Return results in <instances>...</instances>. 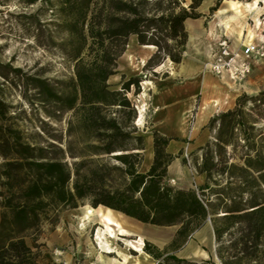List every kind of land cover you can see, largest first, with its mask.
<instances>
[{
	"label": "trees",
	"instance_id": "1",
	"mask_svg": "<svg viewBox=\"0 0 264 264\" xmlns=\"http://www.w3.org/2000/svg\"><path fill=\"white\" fill-rule=\"evenodd\" d=\"M222 1L211 11L219 10ZM201 2L60 0L58 25L67 37L57 46L75 65L70 90L60 92L47 78L7 65L12 84L33 90L30 102L44 106L49 117L72 112L67 135L80 147L75 150L69 142L66 151L61 149L79 158L70 168L54 145L30 141L10 122V105L0 96V176L5 178L0 206L7 211L0 221V264H43L38 243L43 224L57 223L62 211L86 202L143 223L178 225L163 249L145 241L144 250L156 264H264V89L240 94L233 108L211 117L206 127L212 138L183 158L206 175L196 190L166 182L175 156L166 150L172 137L158 131L153 164L140 171L144 135L133 123L137 110L128 93L141 91L144 75L122 73L118 85L109 82L119 73L131 35L141 45L157 46L144 68L159 66L161 62L152 63L160 55L180 63L188 41L186 20L204 15L197 10ZM31 18L34 36L42 38L45 25L36 15ZM50 139L59 142L63 137ZM104 156L118 164L111 165ZM209 218L220 263L212 257L198 261L178 256L176 251Z\"/></svg>",
	"mask_w": 264,
	"mask_h": 264
},
{
	"label": "rangeland",
	"instance_id": "2",
	"mask_svg": "<svg viewBox=\"0 0 264 264\" xmlns=\"http://www.w3.org/2000/svg\"><path fill=\"white\" fill-rule=\"evenodd\" d=\"M191 1L186 0V4L189 5ZM239 1L242 2L243 15H237L235 11L228 10V14L218 19L215 15L218 10L211 11V7L216 5L217 0H215L210 7L205 9L204 15L199 17L200 20L197 22L198 26L195 29L197 37L190 39V31L188 32L186 49L180 63H175L170 58L164 59L162 55L155 58L152 66H156L155 64L158 62L164 64L161 69H158L159 72L155 70L157 67L152 68L149 66L144 68L148 60L144 65L140 64L139 55H142V50L137 42H135V45L133 43L131 48L127 45V60L124 54L119 60V73L109 82L118 84L121 79V73H125L127 77L139 73L144 75V80H151L150 84L141 82V91L138 94H135L134 91L128 93L137 110V117L133 123L141 125L139 126L141 132L145 129L144 125L149 126L150 107L148 106L146 114V104L142 100L145 99L148 103L150 100V88L157 89V82L162 81V79L167 80L170 78L171 83L182 82L181 84L192 80L191 75L193 73H191V70L196 66L191 61V58L196 63L198 62V64L203 65L202 72L207 73L205 66L212 56V45L218 35L226 34L234 44L241 45V43L245 42V39L244 41H237L234 31H242L245 34L251 31L253 37H250L247 41L255 39L264 44V0L257 3L259 4V8L255 9V14L251 13L254 0ZM59 3L60 0H50L48 3L40 0L34 4H27L24 0H0V73L8 74L7 79L0 74V96L10 105L11 123L13 122L16 126L20 127L30 141H36L40 145H54L51 148L60 154L70 168H73L79 158H73L61 151V149L67 150L69 142H72L71 147L75 150H78L80 147L79 141L74 140V138L70 139L67 135L68 121L72 117V112L62 113L57 118L49 117L44 106L36 101L30 102L29 99H34L33 90H25L22 86L12 84V72L10 68H7V65L19 67L23 70L24 74H34L47 78L54 88L60 92L64 93L70 90L71 82L75 80V65L63 55L57 46L58 43L67 37L66 33L58 25L60 18L56 12ZM228 6L227 0H223L219 9L229 8ZM197 10L199 11V7ZM33 15H36L45 25L46 31L42 38L34 36L36 30L31 18ZM226 24L229 25V28H225ZM49 37L52 40H49ZM156 49L157 46L151 50L155 51L153 55L156 53ZM204 50L206 51L205 53H203ZM128 52L131 53V57L128 56ZM186 57L188 58L187 63L185 61ZM230 82L237 85L245 84V87L247 86V88H239L241 89L240 94L247 93L253 95L263 90L264 58L254 65V71L247 79L237 83L233 80H230ZM192 91V93H197L195 88ZM137 105H144L145 107L140 123L138 122L140 113ZM202 105L203 103L201 104L199 97L195 111L193 110L194 112L191 111L185 115L186 125H189L190 119L191 126H195L198 123ZM112 109L116 110V108ZM197 112H199L198 115ZM42 127H45L46 132L42 131ZM52 135H58L63 137V139L57 142L50 139ZM103 159L111 165L118 164L116 160L109 156H104ZM3 161V158L0 157V165ZM4 180L5 178L0 176V194L4 191ZM91 207L92 205L86 202L77 208L66 209L60 213L57 223L51 224L46 222L43 224L42 231L38 236V243L41 244L40 261L43 264H64L62 259L66 260L68 264H121L124 257L128 255L136 257L139 255L138 251L127 247V239H137L140 230L152 229L160 240H155L149 235L144 238V241L147 240L163 249L171 242L168 239L170 229H173V233L178 229V225L157 226L139 223L122 213L112 211L118 221H124L125 223L123 222L122 224L134 233L131 236H115L114 238L116 239H113L115 252L106 253L99 248L95 237L99 229L103 227L105 221L98 211L102 210L103 212L107 208L103 206L95 208L97 209L96 212L89 218L87 212ZM6 213L7 211L0 206V221L6 216ZM211 224V220L205 222L176 251V254L180 257L201 261L203 258L209 257L210 252L215 253L217 244ZM164 228L165 230H163ZM116 233H118L117 230ZM27 241L33 245V241L30 238H27ZM213 260L216 263H220V260L215 256ZM152 263L156 264L153 258Z\"/></svg>",
	"mask_w": 264,
	"mask_h": 264
},
{
	"label": "crops",
	"instance_id": "3",
	"mask_svg": "<svg viewBox=\"0 0 264 264\" xmlns=\"http://www.w3.org/2000/svg\"><path fill=\"white\" fill-rule=\"evenodd\" d=\"M214 1L215 0H202L199 6V12L204 13L205 9L210 7ZM251 13L255 14V11H252ZM199 20L200 18H190L186 20V30H188V32L190 31V39L197 37V31L195 29L198 26L197 22H199ZM135 42H137V44L141 47L142 55H139L140 64L144 65L145 62L153 56V52L155 51L151 50L154 49L155 46L141 45L138 42L137 36L131 35L129 38L128 47L131 48L133 43L135 45ZM205 52L206 51L204 50L203 53ZM124 54L125 59L127 60V52ZM128 56L131 57L130 52L128 53ZM187 57L185 58L186 63L188 61ZM191 61L196 66L193 70H191V73H193V75H191L192 80L185 81L183 84H181L182 82L171 83L170 78L167 80L162 79V81L157 82V89H153L152 87L150 88V100L148 103L145 99L142 100V102L146 104V114L148 106L150 107V121H148L149 126L144 125L145 129L142 130L144 135V159L140 166V171H149L153 164L154 131H158L162 135L172 137L169 144L167 145L166 150L175 156L168 166L166 182L178 188H192L199 190V187L205 183L206 175L205 173H199L194 167H192L190 163H184L183 158H188L192 151L200 146L205 145L206 142L212 138L211 132L206 127L211 117L221 111H226L230 108H233L236 103V98L240 95L241 89L239 88L245 87V84H233L230 82L229 77H215L214 74H210L211 72L209 71H207V73H203V65L198 64V62L196 63L193 58H191ZM163 65L164 64H160L155 70L159 72L158 69H161ZM116 76L117 74L113 75L110 80ZM147 80L148 79L144 80L143 83L148 82V84H150L151 80ZM193 88L196 89L197 93H192ZM245 88H247V86ZM199 97L201 99V104L203 103V105L202 111L199 115L198 123L195 126H191L190 119L189 125H186L185 115L193 110L195 111ZM198 113L199 112H197V115ZM137 126L140 129L139 126L141 125ZM208 220L210 221L211 219L209 218ZM211 227L213 230L212 224ZM163 230H165V228ZM166 230H168V228H166ZM175 233L176 232L173 233V229H170L168 237L169 241H172ZM214 256L219 260L216 249L215 253L210 252L209 257L203 259H210ZM154 261L156 260L154 259ZM62 262L64 264H68L66 260L62 259Z\"/></svg>",
	"mask_w": 264,
	"mask_h": 264
},
{
	"label": "bare ground",
	"instance_id": "4",
	"mask_svg": "<svg viewBox=\"0 0 264 264\" xmlns=\"http://www.w3.org/2000/svg\"><path fill=\"white\" fill-rule=\"evenodd\" d=\"M260 1H262V0H254L253 7L251 9L252 11H255V9L259 8V4H257V3ZM227 3L229 5L228 6L229 8H221L216 12V17L218 19H221L223 16L228 14V12H229L228 10L235 11V13L237 15H243L244 11L242 8V2L241 1H239V0H227ZM225 28H229V25L226 24ZM252 30H254V29H252ZM234 33L236 34L237 41H244V39H245V42L241 43V44L248 43L249 41H247V40L250 39V37H253V34L251 31H249L247 34H245L242 31H234ZM234 46H240V45L234 44ZM205 67H206L207 71L210 72V70L207 68V65ZM146 83H148V82H146ZM235 83H237V82H235ZM137 107H138L139 113H140V118L138 119V122L140 123L142 121V117H143V113H144L143 111L145 110V107H144V105H140V106L137 105ZM96 210L97 209L92 208V207L89 208L88 212H87V216L89 218H91V216L96 212ZM98 212L103 217V219L105 221H104L103 227L100 228L101 230L99 229V231L97 232V235L95 237V240L97 241L96 243L98 244L99 248H101V250L103 252H106V253L115 252V248L113 245V243H114L113 239H116V238H114V237L118 236V235H121V237L131 236V235H133L134 232L132 230L126 228L122 224L124 221L123 222L118 221L117 217L112 213V210L106 209L103 212H102V210H99ZM135 221L139 222L137 220H135ZM80 226H81V224H80ZM115 227H117V228H115ZM116 230L118 231V233H116ZM149 235L152 238H154L155 240H158V239L160 240V238L156 236L157 234L155 232H153V230L150 228L145 229V230H140L137 239L125 238V239H127V247H129L131 249H135L136 251L139 252V255L136 257H133L132 255H128V256L124 257L121 264H153L151 256L149 254H147L143 248V245L145 243L144 238L146 236H149ZM99 253H101V252L99 251Z\"/></svg>",
	"mask_w": 264,
	"mask_h": 264
},
{
	"label": "built area",
	"instance_id": "5",
	"mask_svg": "<svg viewBox=\"0 0 264 264\" xmlns=\"http://www.w3.org/2000/svg\"><path fill=\"white\" fill-rule=\"evenodd\" d=\"M264 58V44L255 39L240 46L226 34L218 35L212 45V56L207 68L216 76H227L240 82L247 79L254 71V65Z\"/></svg>",
	"mask_w": 264,
	"mask_h": 264
},
{
	"label": "water",
	"instance_id": "6",
	"mask_svg": "<svg viewBox=\"0 0 264 264\" xmlns=\"http://www.w3.org/2000/svg\"><path fill=\"white\" fill-rule=\"evenodd\" d=\"M132 218V217H131ZM134 219V218H133ZM136 220V219H135ZM138 221V220H137ZM140 222V221H139ZM141 223H143V222H141Z\"/></svg>",
	"mask_w": 264,
	"mask_h": 264
}]
</instances>
